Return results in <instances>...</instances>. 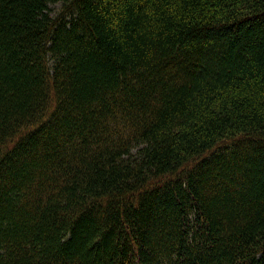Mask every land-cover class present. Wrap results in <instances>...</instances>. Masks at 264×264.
Returning <instances> with one entry per match:
<instances>
[{"label":"trees","instance_id":"trees-1","mask_svg":"<svg viewBox=\"0 0 264 264\" xmlns=\"http://www.w3.org/2000/svg\"><path fill=\"white\" fill-rule=\"evenodd\" d=\"M0 264H264V0H0Z\"/></svg>","mask_w":264,"mask_h":264},{"label":"rangeland","instance_id":"rangeland-1","mask_svg":"<svg viewBox=\"0 0 264 264\" xmlns=\"http://www.w3.org/2000/svg\"><path fill=\"white\" fill-rule=\"evenodd\" d=\"M58 8V6H52V13H54L55 12V10Z\"/></svg>","mask_w":264,"mask_h":264}]
</instances>
